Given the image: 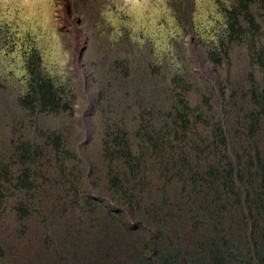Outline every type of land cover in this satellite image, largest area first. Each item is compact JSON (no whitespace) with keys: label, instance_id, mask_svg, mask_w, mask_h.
I'll use <instances>...</instances> for the list:
<instances>
[{"label":"trees","instance_id":"trees-1","mask_svg":"<svg viewBox=\"0 0 264 264\" xmlns=\"http://www.w3.org/2000/svg\"><path fill=\"white\" fill-rule=\"evenodd\" d=\"M214 4L207 41L187 23L213 67L201 93L173 62L170 92L156 97L138 75L125 115L94 98L99 163L80 134L35 122L77 108L38 48L23 53L21 76L8 71L35 121L0 155V264H264V0ZM17 44L0 23V56ZM238 45L248 69L227 86L214 67Z\"/></svg>","mask_w":264,"mask_h":264},{"label":"rangeland","instance_id":"rangeland-1","mask_svg":"<svg viewBox=\"0 0 264 264\" xmlns=\"http://www.w3.org/2000/svg\"><path fill=\"white\" fill-rule=\"evenodd\" d=\"M214 3L215 0H0V23L9 24L18 35L15 50L0 56V155L8 149L12 136L29 133L35 121L18 104L17 84L8 78L10 69L21 76L23 53L32 44L42 53L49 70L71 83L77 94L74 116L41 115L35 122L43 128L59 126L80 134L77 147L83 146L80 151L99 163L97 117H91L94 98L103 99L104 105H117L125 115L133 105L131 92L138 75L144 88H160L156 97H160V91L170 92L169 64L173 62L176 68L183 67L190 74L191 96L203 91L201 77H206L205 69L213 67L204 59L202 39L187 23L191 14L195 28L207 41L209 34L201 31H208L213 24ZM192 8V13L186 11ZM124 65L129 66L127 75L122 70ZM214 68L227 86L241 82L248 69L246 49L235 46L230 61ZM144 92L149 96L153 89L148 87ZM131 117L132 114L128 116ZM91 136L93 140L88 143Z\"/></svg>","mask_w":264,"mask_h":264}]
</instances>
